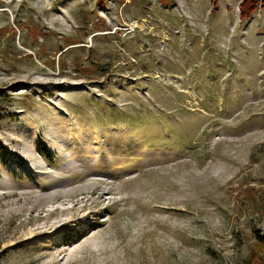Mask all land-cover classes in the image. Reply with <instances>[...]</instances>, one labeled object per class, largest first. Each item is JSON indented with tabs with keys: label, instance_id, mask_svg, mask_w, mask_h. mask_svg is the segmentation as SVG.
I'll use <instances>...</instances> for the list:
<instances>
[{
	"label": "rangeland",
	"instance_id": "1",
	"mask_svg": "<svg viewBox=\"0 0 264 264\" xmlns=\"http://www.w3.org/2000/svg\"><path fill=\"white\" fill-rule=\"evenodd\" d=\"M241 1L0 0V264H264Z\"/></svg>",
	"mask_w": 264,
	"mask_h": 264
},
{
	"label": "trees",
	"instance_id": "2",
	"mask_svg": "<svg viewBox=\"0 0 264 264\" xmlns=\"http://www.w3.org/2000/svg\"><path fill=\"white\" fill-rule=\"evenodd\" d=\"M219 0H212V4H215V6L218 4ZM262 2L261 5H264V0H242L239 7H240V17L241 19H250L254 12H256L259 9V3ZM2 29H5L6 31V27L2 26ZM15 32V31H14ZM46 33H43V35ZM83 66V65H80ZM104 65H96L94 67H92V70H98L99 67H103ZM113 66V65H112ZM84 68V66H83ZM90 69V68H89ZM87 69V70H89ZM86 70V71H87ZM30 101H26L25 104H30ZM4 112L2 111V108H0V120L4 118ZM43 150L46 151L45 147L43 148ZM255 236H256V240H258L259 242L264 243V233H262L259 229H255Z\"/></svg>",
	"mask_w": 264,
	"mask_h": 264
}]
</instances>
